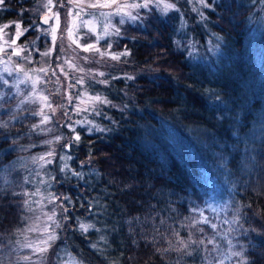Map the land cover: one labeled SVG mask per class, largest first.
Here are the masks:
<instances>
[{"label":"trees","instance_id":"16d2710c","mask_svg":"<svg viewBox=\"0 0 264 264\" xmlns=\"http://www.w3.org/2000/svg\"><path fill=\"white\" fill-rule=\"evenodd\" d=\"M18 1L5 0L3 19ZM217 5L225 67L192 62L172 14L144 11L121 26L114 46L130 53L121 63L135 79L92 89L114 106L111 131L80 133L69 167L83 180L54 174L75 204L61 247L83 264H264V47L258 58L242 52L252 6ZM25 131L22 121L0 128V253L27 223L23 172L7 171ZM77 220L94 227L82 233Z\"/></svg>","mask_w":264,"mask_h":264},{"label":"rangeland","instance_id":"374dc122","mask_svg":"<svg viewBox=\"0 0 264 264\" xmlns=\"http://www.w3.org/2000/svg\"><path fill=\"white\" fill-rule=\"evenodd\" d=\"M227 0H225L226 2ZM245 3V5L252 6V12L247 16V43L243 46L242 52L253 55L258 58L259 50L264 47V0H238ZM97 0H19L16 11V17L12 19H3L5 14L6 5L0 6V49H6L7 55L4 52H0V75L10 82H15L17 79H26L24 73L21 72L19 75L15 71L16 65L20 64L24 72L28 73L31 81H47L38 82L35 87L32 83L20 84L19 94L9 98L7 103L4 104V108L0 109V122L8 121V125L11 123H22L28 127V131L23 132L24 138L15 143V146L9 150V152H19V156L9 163L11 170L7 169L8 172L14 170H20L23 172V183L24 192H28L26 201L28 202L26 207L27 211V223L20 232V237L16 240L14 246L7 247L1 250L0 253V264H49L50 260L54 264H83L74 257L71 253L63 250L61 247V237L64 229L68 225V220L61 221L65 224L63 229L57 228L56 234L58 239L48 248L47 252L39 254L35 253L33 249L35 247H43L41 243L45 238L44 228L46 225L51 224V221L47 219L48 215H51V210L56 208V219L61 220L60 208L58 207L60 201L56 204H50L48 202L49 193L59 196L55 190L56 180H52L51 177L55 176V170L59 171L60 167L63 166L65 161L60 160L61 156L65 155L63 145L72 141V137L75 133L84 132L86 134H97L100 132L92 131L88 132L90 124H79L76 121H92L95 125L101 128H107L109 121L111 120V111L108 112L107 108L113 109V105L95 104L91 97L100 95L93 92V88L96 86L106 87L109 86L114 79L112 77L122 76H133L130 67L123 65L121 60H112L109 57L101 59L97 53L84 52L80 48L76 47V44L71 43V39L68 38L67 28H75L76 25L80 24L81 18L84 21H89L90 26L95 30L98 35H103L104 25L107 20L103 16L99 17L96 21L92 16L86 15L85 13L95 12L99 15L100 11L105 13L112 9H91L87 8L88 3H96ZM102 2V0H101ZM130 3L131 0H118V3ZM211 2V0H210ZM221 0H216V4H219ZM237 2V1H236ZM64 4V7H61ZM45 5H48L45 7ZM83 6L85 11L81 13V18L76 17L75 13L79 8ZM178 6L184 13V19L187 22L188 27L180 30V21L178 14L174 11L169 12L175 18L176 34L179 37V42H182L185 47V51L189 59L194 62L204 63L207 59H214L216 63H222L219 67H225L229 59L222 60L221 54L224 53L222 49L223 40L213 29L216 24L210 14L216 13L207 8H201V11L208 17L206 21L199 22L198 14L192 11L193 7L200 8L199 4L186 3V0H178ZM69 9H72V15L69 16L67 13ZM160 14H162L158 9ZM147 11L144 9L140 10V15ZM54 13H59V21L53 17ZM135 15V10H133ZM52 17L49 19L48 24H42L41 19L45 16ZM165 15V14H162ZM120 17L113 16L111 23L118 27L121 31V26L128 23L134 25L141 20L132 22L125 20L124 24H119ZM58 23V27H57ZM20 27L17 29L16 25ZM39 25V28L33 29L32 25ZM8 25V27H5ZM56 27V46L52 51L51 57L42 56L41 53L52 48L51 34L44 36L42 32L44 29H51ZM28 29V31H24ZM23 33L17 35V32ZM64 34L65 38L60 39L61 34ZM87 28H79L78 33L73 34L72 39H75L79 35L78 43L83 45L85 43H95L96 35L88 33ZM197 33V34H195ZM119 35H110L106 39H102L96 46L101 51H108V43H111L110 52L122 53L126 50H117L114 46V41ZM40 37V39H37ZM15 40V44L12 41ZM63 44V51L61 45ZM71 44V47L69 45ZM11 45V47H8ZM249 47L252 48V53L246 50ZM23 47L25 51L22 53L24 56H28L29 60H20L19 57L12 55L14 48ZM30 53V55H29ZM57 55L62 57L61 60H57ZM238 55V54H237ZM236 56V55H234ZM82 57H90L88 61L82 59ZM31 61V62H29ZM99 61V62H96ZM6 62V63H5ZM254 67L257 66L258 61H252ZM61 64L65 76L56 66ZM212 66V65H211ZM5 67L13 69V74L8 75L4 71ZM214 67V66H212ZM48 69L47 76L39 69ZM83 68L81 72L79 69ZM220 69V68H219ZM56 71V76L52 75V71ZM98 72L105 73L104 76L96 75ZM95 76L96 81L108 80V84L95 83L92 78ZM59 77V79H57ZM83 77L85 83L83 85L76 84V80ZM75 84V87L71 85ZM0 88L4 92L16 91L15 89L4 88L0 85ZM48 97V102L51 107L45 106L43 97ZM72 97V102L69 103L68 97ZM80 98L77 99L76 97ZM105 97L103 95H100ZM28 99V103L21 104V101ZM108 100V99H107ZM19 105V108L17 107ZM97 108L102 111L104 115H95L93 108ZM74 108L85 109L81 110L79 114H76ZM11 109L15 112L17 119L11 120L6 110ZM53 109L55 112L53 114ZM51 117L50 121L46 124H41L40 121L43 119L40 115H32L33 112H40ZM67 113V115H65ZM107 117V118H105ZM72 123L75 128V133L70 131L67 124ZM33 125H39V128L33 130ZM50 129V131H49ZM107 132V131H106ZM105 133V132H102ZM57 137H61L59 141ZM45 141H52L51 144L45 143ZM77 144V142H74ZM74 146L69 153L71 159L67 160L66 163L70 165L71 160L75 157ZM55 152L54 157H48L46 153L53 151ZM45 156V159H54L55 163L45 164L43 160H33L34 157ZM81 165H90V162L81 163ZM70 168V167H69ZM71 169V168H70ZM60 172V171H59ZM61 173V172H60ZM27 180V183H25ZM46 182V183H44ZM49 185H51L49 187ZM61 197V195H60ZM62 198V197H61ZM47 214V215H46ZM31 229V230H30ZM32 245L33 247H26L25 245ZM219 254V252H216ZM30 256L31 260H24L23 257ZM219 264H229V258L226 255L220 256ZM52 263V264H53Z\"/></svg>","mask_w":264,"mask_h":264},{"label":"snow or ice","instance_id":"6c2138e0","mask_svg":"<svg viewBox=\"0 0 264 264\" xmlns=\"http://www.w3.org/2000/svg\"><path fill=\"white\" fill-rule=\"evenodd\" d=\"M69 2H71V0H69ZM186 3H193V0H186ZM196 4H199L201 7L197 8V7H193L192 11L196 12L200 18L199 22H203L206 21L208 19V17L205 15V13L203 11H201V8H207L210 9L212 11L215 10V7L218 6L216 4V0H195ZM5 4V0H0V6H3ZM49 4H51V0H49ZM48 5H45V7H47ZM61 7H64V4H61ZM87 8H91V9H112L111 11L105 13L103 11L99 12V15H97V13L95 12H90V13H85L86 15H90L93 17L94 20L98 21L100 16H103L105 18V20H107V23L104 25V33L103 35H98L95 33V30L90 26V22L89 21H84L81 18V13L85 11V8L83 6H81L79 8V10L75 13L76 17L81 18V22L80 24L76 25L75 28H67V35L68 38L71 39V43L76 44L77 48H80L81 50H83L84 52H94L97 53L99 55V57L101 59H103L104 57H109L112 60H119L121 56H126L129 55L130 53H128L127 51L122 52V53H112L110 52L111 49V43L109 42L107 47H108V51H101L100 48H98L96 45L99 44V42L102 39H106L107 37H109L110 35H119L120 33V29L118 27H116L115 25H113L111 23V18L113 16H118L120 17L118 23L119 24H124L125 20H129L132 22L138 21L143 19V17L140 15V10L144 9L147 10L149 13L154 10V9H158L162 14H168L169 12H176L178 14L179 17V21H180V30H183L185 28L188 27L186 20L184 19V13L181 11V8L178 6V0H131L130 3L125 2V3H118V0H97L96 3H88L86 5ZM133 10H135V15L133 14ZM67 15L71 16L72 15V9H69V12L67 13ZM53 17L57 20V22L59 21V13H54ZM52 17H48L47 15L44 17V19L42 20L43 24H48L49 19H51ZM5 27H8V25H5ZM17 29H19L20 25L17 24L16 25ZM57 27H58V23H57ZM87 28L88 29V33H92L94 35H96V41L95 43H85L83 45L78 43V39H79V35L76 36L75 39H72L74 32L78 33L79 28ZM33 29L39 28V25L33 24L32 25ZM56 27H53L51 29H44L42 32V35L47 36L49 34H51V40H52V48L46 50L45 52L41 53L42 56H47V57H51L52 51L55 49L56 46V40H57V35H56ZM24 31H28V29H25ZM88 33H85V35H87ZM23 33L21 32H17V35H22ZM65 38L64 34L62 33L60 36V39L63 40ZM37 39H40V37H37ZM12 44H15V40L12 41ZM179 47V43L177 45ZM8 47H11V45H8ZM69 47H71V44L69 45ZM61 50L63 51V44L61 45ZM25 51V49L23 47H18V48H14L12 51V55L17 56L20 58V60H29L28 56H24L22 53ZM0 52H4L5 55H7L6 49H0ZM30 55V53H29ZM57 60H61L62 57L60 55H57L56 57ZM82 59H84L85 61H88L90 59V57H82ZM31 62V61H29ZM99 62V61H96ZM6 63V62H5ZM65 76H67V73H64V69L62 67L61 64H57L56 66ZM81 72L84 71L83 68L79 69ZM5 72L8 73L9 76H11L13 74V69H9L8 67H5L4 69ZM15 71L17 72V74L19 75V73L23 72L24 76L27 77L26 79H17L15 82H10L7 79H5L2 75H0V85H2L4 88H8V89H15L16 91H10V92H4L2 90V88H0V109L4 108V104L8 102V100L6 99V97L12 98L16 95L19 94V85L20 84H28L29 82L32 83L33 87L36 86V84L38 82H47V81H31L30 77H28V73L24 72L23 67L20 64L16 65ZM40 72H43L45 74V76H47L48 73V69L45 68H41L39 69ZM52 75L56 76V71L53 70L52 71ZM96 75L99 76H104L105 73L103 72H98L96 73ZM121 77H112V79H120ZM127 80H133L135 79V77L133 76H125L124 77ZM57 79H59V77H57ZM93 82L95 83H103V84H108V80H103V81H96L95 80V76H93L92 78ZM85 83V81L83 80V77L79 78L76 80V84H80L83 85ZM76 85L73 84L71 85V87H75ZM77 99H79L80 97L77 96ZM91 99L95 102V104H104V105H110L111 102L107 100L106 97H102L100 95H95L93 97H91ZM43 100L45 102V106L47 107H51V105L48 102V97L44 96ZM69 103L72 102V97L69 96L68 97ZM29 100L25 99L24 101H21V104L23 103H28ZM19 108V105L17 106ZM83 110V111H87L88 109H79V108H74V111H76V114L78 115L79 112ZM7 114L9 115L11 120H15L17 119V116L15 114L14 111H12L11 109L6 110ZM93 111L95 113V115H104L102 113L101 110L97 109V108H93ZM55 112V109H53V114ZM32 115H40L43 117V119L40 121L41 124H46L50 121L51 117L45 115L43 113V110H41L40 112H33L31 113ZM65 115H67V113H65ZM107 118V117H105ZM8 121H3L0 122V128H7L8 127ZM75 123H79V124H90L91 127L88 128V132L91 133L93 130L97 131V132H106V131H111V129L108 128H101L97 125H95L92 121H76ZM66 127L69 128L70 131L75 133V128L73 127L72 123H69L66 125ZM39 128V125H33L32 129L35 130ZM50 131V129H49ZM5 139H7V136L5 137ZM61 139V137H57L56 140L59 141ZM80 140V135L79 133H75V135L72 137V141H69L67 144H64L62 147L65 150V155L60 157V160L65 161L63 166L60 167L59 171L61 173H67L68 171H71L72 176L76 177L79 180H83V173L76 171L75 169H70L69 165L66 163L67 160L71 159V155L69 154L72 150V148L74 146H78V144H75L74 142H78ZM45 143L51 144L52 141H45ZM46 155L48 157H54L55 152L50 151L48 153H46ZM43 160L45 162V164H53L55 163L54 159H45V156H40V157H34L33 160ZM52 180H56V177L53 176L51 177ZM25 183H27V180H25ZM46 183V182H44ZM51 185H49L50 187ZM13 195H18L17 193H13ZM22 195L27 196L29 195L28 192H24L22 193ZM57 201H60L58 207L60 208V215H61V220H57L56 219V208L54 207L51 210V215L47 216V219L49 221H51V224L46 225V227L44 228V233L46 234V238L41 242L43 244V247H35L33 249V251L35 253H45L47 252L48 248L52 246V244L55 243V241L58 239V236L56 234V229L60 228L63 229L65 227V224L62 223L61 221H67L69 219H72V217H69L67 215V213L75 207L74 202L72 201L70 196H64V197H60L57 196L55 194L49 193V198H48V202L50 204H56ZM65 202H67V204H65ZM27 201H25V205H27ZM81 207H83V204L80 205ZM88 211H91V208L89 207ZM47 215V214H46ZM238 219V218H237ZM77 224H78V230L81 231L82 233H87L89 231V229L93 228L94 225L91 224H84L82 222H80L79 220H77ZM211 227L213 229L216 228V225H211ZM68 228L70 229L71 226L68 225ZM31 230V229H30ZM96 231H99V229H96ZM201 231H203V229H201ZM177 235H179L177 233ZM101 240H104V237L101 236L100 237ZM211 242V241H209ZM193 243H195V241H193ZM26 247H33L32 245L28 244L25 245ZM93 249H98L97 244H92L90 245ZM236 256H243L242 252H235L233 253ZM24 260H31L30 256H25L23 257ZM243 264H248V261L245 259L243 260Z\"/></svg>","mask_w":264,"mask_h":264},{"label":"water","instance_id":"95a60500","mask_svg":"<svg viewBox=\"0 0 264 264\" xmlns=\"http://www.w3.org/2000/svg\"><path fill=\"white\" fill-rule=\"evenodd\" d=\"M44 19V17L41 19V23H42V20ZM43 24V23H42Z\"/></svg>","mask_w":264,"mask_h":264}]
</instances>
